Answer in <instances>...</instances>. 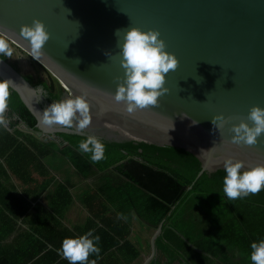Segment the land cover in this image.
Listing matches in <instances>:
<instances>
[{"label": "water", "instance_id": "1", "mask_svg": "<svg viewBox=\"0 0 264 264\" xmlns=\"http://www.w3.org/2000/svg\"><path fill=\"white\" fill-rule=\"evenodd\" d=\"M34 19L50 33L36 58L22 35ZM133 26L157 30L178 66L166 74L168 91L157 105L128 115L113 99L124 76L116 30ZM0 33L69 95L86 99L88 131L184 148L203 162L195 181L224 169L229 157L245 170L264 164V135L254 145L230 142L232 125L251 124L250 109L264 108V0H0ZM0 77L37 118V128L20 120V130L41 140L72 130L39 124L44 108L35 86L1 56Z\"/></svg>", "mask_w": 264, "mask_h": 264}, {"label": "crops", "instance_id": "2", "mask_svg": "<svg viewBox=\"0 0 264 264\" xmlns=\"http://www.w3.org/2000/svg\"><path fill=\"white\" fill-rule=\"evenodd\" d=\"M3 116L0 264H69L58 253L62 240L89 231L100 238V253L90 254L89 264H251L243 237L235 247L226 243L224 252L216 255H206L190 240L197 252L189 251L183 232L163 237L165 220L157 226L146 220L143 210L151 197L143 185L117 170L87 171L62 151L69 144L63 137L41 140L20 130V117L8 104ZM179 221L182 227L185 221L190 223L185 233L200 244L202 232L210 235L222 227L194 204ZM236 233L246 235L242 228Z\"/></svg>", "mask_w": 264, "mask_h": 264}, {"label": "trees", "instance_id": "3", "mask_svg": "<svg viewBox=\"0 0 264 264\" xmlns=\"http://www.w3.org/2000/svg\"><path fill=\"white\" fill-rule=\"evenodd\" d=\"M5 60L9 57L0 54ZM32 62H35L34 60ZM36 63V62H35ZM17 70H20L18 62H12ZM44 77H35L32 72L25 74V78L32 83L35 88L40 86L47 93L44 97L40 93V104L43 108L53 102H61L66 96L71 97L62 84L46 70ZM0 80H3L0 77ZM7 104L30 127L37 128V118L23 102L17 91L9 87ZM71 131L63 132L60 135L69 144L62 149L78 165L82 162L87 171H114L126 173L127 177L134 180V183L143 185L151 197L147 205L146 220L153 226L164 222L163 237L179 236L183 232L186 235L184 244L191 252H197V247L201 252L208 254H222L226 243L237 244L239 238L243 237L246 251L251 252L250 244L253 241L264 239V189L256 194H249L246 197L228 200L223 194L224 169L215 172H205L196 181V176L202 168L203 162L188 150L176 146H161L142 140L123 139L107 137L106 134H97L86 129L78 130L73 126ZM121 130H117L119 133ZM95 136L105 145L104 159L92 162L90 153H82L78 144L88 136ZM126 162L113 168L112 166L126 158ZM136 158L142 159V161ZM193 187L188 189L193 182ZM215 203V204H213ZM196 205L201 212L221 226L214 232H202L199 236L203 238V243L195 241L191 235L185 233L190 225L185 221L183 227L179 224L184 212L190 205ZM236 206L246 208L238 211ZM227 207V209H225ZM229 208V209H228ZM145 217V214H142ZM224 221L226 225L223 226ZM232 229L231 234L225 233L222 229ZM242 228L246 235L238 236L236 229ZM185 229V231H184ZM256 231H258L256 233ZM160 238H162L160 236ZM189 240L196 246L189 244Z\"/></svg>", "mask_w": 264, "mask_h": 264}, {"label": "clouds", "instance_id": "4", "mask_svg": "<svg viewBox=\"0 0 264 264\" xmlns=\"http://www.w3.org/2000/svg\"><path fill=\"white\" fill-rule=\"evenodd\" d=\"M22 35L28 40L34 58L41 55L43 46L50 38V33L39 19H34L30 25L25 26ZM116 37L124 76L123 81L117 83L113 99L117 104L123 105L122 111L133 115L138 110L159 103L158 98L168 91L165 86L166 74L178 66V58L166 50L165 41L160 38L157 30H142L133 26L117 29ZM0 54L11 56L8 45L3 41H0ZM10 84L8 79L0 80V125L6 124L3 113L7 108ZM36 91L44 97L47 96L40 86H37ZM88 113L89 105L85 98H70L45 107L42 115L38 116V122L47 130L54 125L72 128L75 121V127L83 130L90 124ZM223 119L222 115L215 116L212 122L219 129L220 126L215 121ZM248 121L251 124L241 120L232 125L231 143L254 145L264 135V108L253 106L249 111ZM78 148L82 153H90L92 162L104 159L105 145L95 136L90 135L80 141ZM224 171L226 174L223 178V194L230 201L264 189V164L245 170L242 161H234L229 157L224 160ZM99 240V236L93 237L91 231L78 237H67L62 240L58 253L69 264H89L90 254L100 253ZM250 248L251 264H264V239L253 241ZM91 264H95V261Z\"/></svg>", "mask_w": 264, "mask_h": 264}, {"label": "rangeland", "instance_id": "5", "mask_svg": "<svg viewBox=\"0 0 264 264\" xmlns=\"http://www.w3.org/2000/svg\"><path fill=\"white\" fill-rule=\"evenodd\" d=\"M0 41H3L8 45V48L11 52V56L8 57L13 61L18 62L22 73L32 72L35 75L42 74L43 77L47 75L45 69H43L42 67L36 68L32 62L33 59L30 58V56L26 52H24L19 47H17L12 41H10L6 36H4L1 33H0Z\"/></svg>", "mask_w": 264, "mask_h": 264}, {"label": "flooded vegetation", "instance_id": "6", "mask_svg": "<svg viewBox=\"0 0 264 264\" xmlns=\"http://www.w3.org/2000/svg\"><path fill=\"white\" fill-rule=\"evenodd\" d=\"M22 50V49H21ZM30 58H32V57H30ZM33 59V58H32ZM34 60V59H33ZM13 67H14V65L12 64V62H15V61H13V60H11V59H9V60H7ZM35 61V60H34ZM35 62H37V61H35ZM35 62H33V64L35 65V67L37 68H43L44 69V67L41 65V64H39L38 62V64L37 63H35ZM18 66H19V68H20V65L18 64ZM41 66V67H40ZM19 72H21V70H18ZM22 73V72H21ZM25 74L26 73H23V75L25 76ZM33 74V73H32ZM34 75V74H33ZM35 76V75H34ZM35 77H43L42 75H39V76H35ZM39 94V93H38ZM70 98H75V97H73V96H71ZM69 98V96H66L65 98H64V100H66V99H70ZM39 102H40V94H39ZM78 115V114H77ZM54 126H61V125H54ZM74 126H75V121H74ZM61 127H64V126H61ZM116 134H117V132H115Z\"/></svg>", "mask_w": 264, "mask_h": 264}, {"label": "built area", "instance_id": "7", "mask_svg": "<svg viewBox=\"0 0 264 264\" xmlns=\"http://www.w3.org/2000/svg\"><path fill=\"white\" fill-rule=\"evenodd\" d=\"M37 63V62H36ZM38 64V63H37ZM41 67V66H40ZM45 69V68H44ZM46 70V69H45ZM35 75V74H34ZM40 75H42V74H40ZM35 76H39V74L38 75H35Z\"/></svg>", "mask_w": 264, "mask_h": 264}]
</instances>
